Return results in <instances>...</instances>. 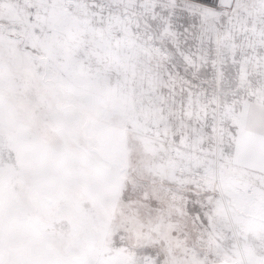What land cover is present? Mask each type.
Segmentation results:
<instances>
[{"label":"snow or ice","instance_id":"1","mask_svg":"<svg viewBox=\"0 0 264 264\" xmlns=\"http://www.w3.org/2000/svg\"><path fill=\"white\" fill-rule=\"evenodd\" d=\"M0 264H264V0H0Z\"/></svg>","mask_w":264,"mask_h":264}]
</instances>
